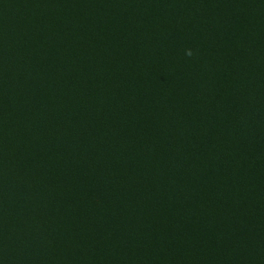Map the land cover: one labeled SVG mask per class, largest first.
Instances as JSON below:
<instances>
[{"label": "trees", "instance_id": "16d2710c", "mask_svg": "<svg viewBox=\"0 0 264 264\" xmlns=\"http://www.w3.org/2000/svg\"><path fill=\"white\" fill-rule=\"evenodd\" d=\"M0 264H264V0H0Z\"/></svg>", "mask_w": 264, "mask_h": 264}, {"label": "clouds", "instance_id": "9594fccd", "mask_svg": "<svg viewBox=\"0 0 264 264\" xmlns=\"http://www.w3.org/2000/svg\"><path fill=\"white\" fill-rule=\"evenodd\" d=\"M192 54H193V53H192L191 50H187V51H186V55L191 56Z\"/></svg>", "mask_w": 264, "mask_h": 264}]
</instances>
